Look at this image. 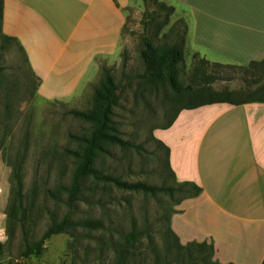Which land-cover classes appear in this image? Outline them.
I'll list each match as a JSON object with an SVG mask.
<instances>
[{"label":"rangeland","instance_id":"rangeland-1","mask_svg":"<svg viewBox=\"0 0 264 264\" xmlns=\"http://www.w3.org/2000/svg\"><path fill=\"white\" fill-rule=\"evenodd\" d=\"M112 1L123 21L119 46L108 56L96 57L87 75L83 74L69 92L52 96L53 91H40L41 78L32 70L19 42L4 35L0 0V264L18 262L23 250L37 241L52 221H60L67 213L58 200L63 195L60 186L68 184L73 168L65 150L76 148L70 135L82 136L90 131L88 124L68 111L91 108L103 68L109 69L119 84L113 121L120 137L132 146L107 147L108 154L96 159L95 168L120 181L174 190L150 195L87 179L71 216L75 220H97L102 228H77L53 235L41 254L22 258V263L155 264V255H162L165 238L170 239L167 232L172 231V216L179 203L192 196L196 185L180 186L170 174L167 153L155 131L165 128L188 105L189 96L176 94L165 85L143 84L137 77L144 71L140 59L143 35L156 45L184 40L183 61L177 73L181 86L250 91V86L264 81L263 66L228 62H208L191 80L195 52L187 47V13L168 0H158L173 8L167 17V10L160 9L155 0H147L146 4L142 0ZM114 26L115 17L110 12L111 31ZM67 27L59 30L60 35ZM200 59L197 54L194 61ZM16 168L20 197L16 195ZM177 251L170 247L166 259L172 261Z\"/></svg>","mask_w":264,"mask_h":264},{"label":"crops","instance_id":"crops-1","mask_svg":"<svg viewBox=\"0 0 264 264\" xmlns=\"http://www.w3.org/2000/svg\"><path fill=\"white\" fill-rule=\"evenodd\" d=\"M109 1L3 0V33L23 48L41 78V92L66 94L96 57L119 46L123 21L112 0L110 11ZM167 2L187 13V47L208 62L246 65L264 58V0ZM155 137L168 148L177 182L200 189L183 199L172 216L171 229L179 240L212 245L219 264H261L264 102L183 109Z\"/></svg>","mask_w":264,"mask_h":264},{"label":"trees","instance_id":"trees-1","mask_svg":"<svg viewBox=\"0 0 264 264\" xmlns=\"http://www.w3.org/2000/svg\"><path fill=\"white\" fill-rule=\"evenodd\" d=\"M142 1L144 4L147 2V0ZM155 3L160 9L167 10L166 17L172 13V7H167L158 0H155ZM146 25H148V23H146ZM145 30H147V28H145ZM7 38L12 39L11 37ZM142 44L143 47L140 50V59L144 71L142 74H138L137 77L143 81V84L165 85L176 94L187 93L189 96L188 105L183 109H194L203 105L215 103L243 104L250 102H264V81L256 82L254 86H250V91H245V88L237 90H231L228 88L214 90L208 87L192 89L188 85L181 86L177 81V73L179 65L183 61L184 40L178 42L174 41L169 44L156 45L151 38L147 35H143ZM196 55L197 53L193 54L192 66L190 69L191 80L196 77L203 65H206V63L208 64V61L204 58L194 61ZM250 65L264 67V58L261 61L250 62L248 66ZM1 70L2 68L0 67V71ZM132 78L133 76L128 77L127 84L130 85ZM119 91V84L110 73V70L103 68V78L94 91L91 108L85 111H68L73 117L88 124L90 131L87 135H70L69 138L76 142L77 145L75 149L65 150L66 154L72 159L73 168L68 184L60 186L63 195L58 198V200L66 207L67 213L60 221H52L41 237L23 250L19 261L14 264H23L22 258L41 254L44 250L45 242L53 235L68 233L69 230H75L77 228L85 230H97L102 228V224L97 220H75L71 216L76 203L81 199L83 183L87 179L104 183H113L115 186L123 190L140 191L150 195L166 193L174 190V188L169 186L149 185L139 181H120L112 176L102 174L95 168L94 164L96 159L102 154H108V151L106 150L107 147L118 146L126 148L132 146L131 143L120 137V132L113 121V108L118 102ZM178 113L179 112L175 114L173 120L169 122L165 128L172 125ZM159 143L165 148L167 153L166 166L168 167L170 174L174 176V173L169 167L168 148L161 141H159ZM18 173V168H16L14 171L17 186L16 195L20 197V178ZM186 185L193 186L192 183L187 182L180 184V186ZM193 188L195 191L191 197L197 196L200 192V189L197 186H193ZM167 233L170 234V242L165 238L163 253L161 256L159 254L155 255V264H219L214 260L212 245L207 244L206 242H195L182 245L178 237L170 229H168ZM131 236H133V234H131ZM170 247H174L178 250L173 256L174 258L172 261L166 259L170 253ZM192 248L194 251H192ZM261 264H264V259Z\"/></svg>","mask_w":264,"mask_h":264}]
</instances>
